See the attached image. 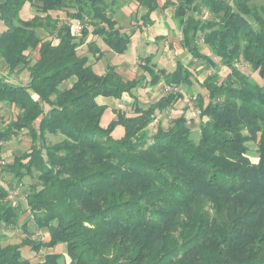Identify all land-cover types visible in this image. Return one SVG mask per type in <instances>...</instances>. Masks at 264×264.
I'll return each mask as SVG.
<instances>
[{"label": "trees", "instance_id": "trees-1", "mask_svg": "<svg viewBox=\"0 0 264 264\" xmlns=\"http://www.w3.org/2000/svg\"><path fill=\"white\" fill-rule=\"evenodd\" d=\"M123 1L146 8L147 23L158 8L174 7L182 47L216 73L201 81L183 62L170 72L149 55L140 78L127 80L110 65L98 74L80 48L102 57L99 38L125 54L132 36L115 18ZM159 1L0 0V59L11 73L29 74L17 84L0 73V109L7 105L15 115L0 129V142L26 133L33 143L2 169L0 264H264V0ZM28 5L41 14L21 19ZM63 11L65 21L53 19ZM75 20L83 25L77 37ZM89 34L94 39L85 43ZM222 68L228 73L220 79ZM160 83L170 90L166 96L148 107L135 99L132 114L116 111L101 125L108 107L98 97L121 99ZM195 83L203 93H194ZM179 88L197 102L198 141L184 115L149 132L159 112L182 100L172 91ZM119 126L124 134L116 138ZM55 136L63 138L50 143ZM26 178L32 180L26 206H13L9 195ZM25 214L48 240L31 232L29 221L20 226ZM9 228L23 231L19 243L2 244ZM59 245L66 254L50 253L42 262L25 254Z\"/></svg>", "mask_w": 264, "mask_h": 264}, {"label": "crops", "instance_id": "crops-1", "mask_svg": "<svg viewBox=\"0 0 264 264\" xmlns=\"http://www.w3.org/2000/svg\"><path fill=\"white\" fill-rule=\"evenodd\" d=\"M159 2H160L161 6L164 4V0H161ZM37 4H39V3H37ZM129 4H132V3H129ZM126 8L125 9L122 8L120 13H118L119 14L118 20L121 18V13L124 12L123 17H127V18H125V25L128 26V28L126 29V31L125 30H122V31L126 32L128 35L132 36V41L129 44L128 50L125 52V54L118 55L116 53H113V51H111L109 49V47L101 41V39L97 38L96 40L98 41V44L100 45V47L102 49V57L103 58L102 57L98 58L96 55H93L92 53L88 54V55H86L89 58L88 65L92 66L94 68V70L100 75L105 73L107 66H109V65L115 66L116 71L127 80H132V79L136 78V77H134V73L132 71H133V69L136 68V65L138 63L137 60L146 58L149 55L154 56V62L158 65L161 64V61L157 60L158 55H160L161 58H165V59H169V60L173 59L174 63H176V64H177V62L181 61L185 64L186 67L191 69L190 64L193 61V60L191 61L192 56L190 54H188L187 51L182 47V44H181V41L183 40L182 29H181V27H179V29L176 30V28L173 26V19H172L173 9L171 7L170 8H158L157 10H155L149 17V23L143 22V20H142V17L147 13L146 8H142V7L139 8L136 6V7H133L135 9L132 11L131 10L127 11ZM25 9L28 12H30V14H32L30 17H32L34 15H40L41 14V12L39 11L37 6H29L28 5L25 7ZM120 26H123V25H120ZM38 33L41 37H44V38L45 37L48 38L50 35L49 32L46 31L45 29H39ZM91 39H94V37L92 36V34H89L85 38L84 41H85V43H88ZM176 39H178V41H179V46H180L181 52L182 51L186 52V54H185L186 57L184 56L182 58L181 57L178 58L175 55L178 53V50H179L176 46L174 49V41ZM58 43H59L58 40H55L54 44H58ZM154 47H156L157 51L159 50V52L155 51L156 53H153V52L148 53V50H150L151 48L154 49ZM131 48H133V50L134 49L136 50V53L133 55H129L132 52ZM128 51H129V53H128ZM108 53H110V55L114 56V58L116 60L118 58L121 59L120 60L121 63L118 64L114 61L110 62V61H107V59L105 60V57H108ZM32 55H34V54H32ZM186 58H190V60L188 61V60H186ZM92 59H95L96 61L92 60ZM97 60H99V62H97ZM97 66L101 69L100 72L97 70ZM161 68H165V66H163ZM25 72H27V71L25 70ZM0 73L5 75L8 80H10L14 83H17V84H26L28 81V78H29L28 72H27V74H28L27 80L22 81V82H21V79H18V77H17V79L20 82L17 79L16 80L13 79L10 75H7V73L10 74V71L8 68H6V64L4 63V61L2 59H0ZM21 76L22 75H20V78H21ZM76 81H77V78L73 77V78L65 81L62 84V88L63 89H69L73 86V84ZM163 86H165V84L160 83L156 86H152L151 88H150V86L143 87V88L146 89L145 91H149L150 89L158 91L161 89V87L163 88ZM137 89H138V94L136 93ZM139 89L140 88H136V89L132 90L131 93H125L121 99H115L112 97L107 98V97H103V96H100L97 98V102L99 105H104V106L108 107L105 115L103 116V118L101 120V125L104 128H106L108 126V124L110 123V121H112L116 117V114H115L116 111L127 112L129 114L133 113V107H134L135 102H136L135 99H138L137 96H140V94H142L139 92ZM161 96L164 97L165 94L162 93ZM140 106L141 107H148V104L144 105V104L140 103ZM3 109L6 111L10 110L7 105H5ZM109 112H110V117H112L113 119H111V118L109 119V116L107 115ZM113 134L116 138L121 137L124 134L123 127H121V126L117 127ZM21 154H17V155H21ZM27 215L28 214H25V217L27 218V221H29L28 226H29L30 231L37 233V234L42 233L45 236L42 239L48 240L49 239L48 233L47 232H40L39 229L37 228L36 224L34 223V221L29 220ZM21 221H20V223H21ZM12 231H14L13 228L6 229L5 234L10 233ZM7 235H9V234H7ZM62 246L63 245H59L56 248L45 249L43 251H45V255L50 254V253H54V252L58 253L57 251ZM43 260H44V258L41 260V262Z\"/></svg>", "mask_w": 264, "mask_h": 264}, {"label": "rangeland", "instance_id": "rangeland-1", "mask_svg": "<svg viewBox=\"0 0 264 264\" xmlns=\"http://www.w3.org/2000/svg\"><path fill=\"white\" fill-rule=\"evenodd\" d=\"M30 6V5H29ZM137 5L135 3H132V4H129V3H126V2H122V4L120 5V8L118 7V10H117V13L115 15V17L118 19L119 17V14L121 9H125L126 7V10L129 11V10H134L135 8L133 7H136ZM26 7V6H25ZM23 9V11H21V14H20V17L21 19L23 20H27V19H31L32 17H30L32 14H30V12H28L26 9ZM138 7V6H137ZM173 9V14H172V19H173V26L177 29H179V25L177 23V21L174 19L173 15H174V7H171ZM74 11H71V13H73ZM66 12H57V13H52V17L54 20L58 19L60 21H65V19L67 18L66 17ZM124 15V12L121 13V18L118 20V25L119 27L121 28V30H125L128 28V26L125 25V18L127 17H123ZM203 19H208L211 15L205 11V13L203 15H201ZM72 21V20H71ZM120 25H123V26H120ZM179 31V30H178ZM77 37V36H76ZM43 39H46L47 37H42ZM48 38H51V36L49 35ZM55 42V40H54ZM175 46L179 49L178 50V53L175 54L178 58H182L185 56L186 52L185 51H182L181 52V49H180V46H179V41L178 39H176L174 41V49H175ZM81 50V54L83 55H88V54H91L88 50H87V47L86 45H84L82 48H80ZM201 50L206 53V54H210V50L207 46H201ZM131 54L129 55H133L136 53V50L133 48H131ZM155 51H157L156 47H154V49H150L148 50V53H156ZM159 52V50L157 51ZM115 53V52H113ZM129 53V51H128ZM161 53V52H160ZM34 54V55H32ZM32 56V57H31ZM38 57V52L35 51V52H32L31 55H30V58L31 59H36ZM186 57V56H185ZM103 58V57H102ZM107 59V61H114L118 64H120V60L121 59H115L114 56L110 55V53H108V57H105V60ZM92 60H95V59H92ZM104 60V61H105ZM157 60H160L161 61V64L159 65L160 68L165 66V68L168 70V71H173L176 66V63H174L173 59L169 60V59H165V58H161L160 55H158V58ZM186 60H190V58H186ZM193 60V61H192ZM96 61V60H95ZM138 63L136 65V68L133 69V73H134V77L136 78H140L141 75L143 74V70L142 68L140 67V65L142 64V59H138L137 60ZM191 61L192 63L190 64L191 66V69H195L196 71L199 72V78L201 81H204L205 78L209 75V74H213V73H216V70L215 69H204V67H202V65L199 64V62L195 61V59L191 58ZM97 62H99V60H97ZM105 63V62H104ZM240 68L245 71L247 74H249L253 79H255L256 81L260 82L261 80L259 79L257 73H254L251 71V69L249 67H247L245 64H242L240 66ZM97 70L100 72L101 69L97 66ZM25 72V71H24ZM22 72V73H7V75H10L13 79H21V82L22 81H26L27 80V72ZM228 73V70L227 69H223L220 70V72L218 73L220 79H223L225 78V76L227 75ZM20 75L21 78H20ZM17 79V80H18ZM19 81V80H18ZM20 82V81H19ZM151 88V87H150ZM164 88V89H163ZM163 88L161 87L160 90L158 91H155L153 89H150L149 91H145L146 89L145 88H140L139 89V92L142 93L140 94V96H137L138 99L140 100V103L142 104H148V105H151L152 103H155L157 102L158 100L161 99V94L164 93L165 96L169 93V89L166 88V86H163ZM172 91H175L177 94H183L184 97H182V100H180L179 102H177L176 104H174L173 106H171L169 109L165 110L164 112H159L156 116V119L154 121L153 124H151L150 128H149V132L151 134H155L157 132V128L159 125H162L165 129H168L169 126L171 125L172 121L182 115H184L187 119V125L193 130V138L194 140L198 141L199 137H200V117H199V110L197 108V102L195 100V97L189 93H185V89L184 88H179V89H174ZM203 93V89L198 85V83H195L194 85V93ZM136 93L138 94V89L136 90ZM109 116V119H113L112 117H110V112L107 114ZM106 115V116H107ZM13 119H15V115L12 113H10V110L9 111H6L4 109H0V129L4 126L5 123H9V121H12ZM63 137H51L49 139V142L50 143H55V142H58L62 139ZM32 140L30 138V136L26 133L24 134H20L18 137H16L14 140H12L11 142L9 143H5L3 144V146L1 147V153H2V156L3 158L5 159L6 163H9L12 161V158L14 155H17V154H21L27 150L30 149V147L32 146ZM250 146L252 147L253 151H255L256 149V146L253 145V144H250ZM251 160L254 162V163H257L258 162V158L255 157V156H251ZM32 183V180L30 178H26L24 180V184L22 187H17L14 189V191L16 192V196L18 198V203L20 202L22 205L26 206V203H25V195H26V191L28 189V186ZM23 220L21 221L20 223V226L22 224H24V222L27 221V218L24 217L22 218ZM19 226V227H20ZM9 235H7L6 239L3 240L2 244L3 245H6L8 243H19L21 241V239L24 237V233L21 229H14V231L10 232V233H7ZM38 237L40 238H44L45 236L40 233L38 234ZM58 253H62V254H66V246L63 245L58 251ZM25 254L31 258V260L33 262H38V261H41L44 256H45V251L41 252L40 254L38 255H34L33 253L30 252V250L28 248H25Z\"/></svg>", "mask_w": 264, "mask_h": 264}, {"label": "built area", "instance_id": "built-area-1", "mask_svg": "<svg viewBox=\"0 0 264 264\" xmlns=\"http://www.w3.org/2000/svg\"><path fill=\"white\" fill-rule=\"evenodd\" d=\"M83 30V25L79 20H75L72 22V26H71V33L74 36H81ZM3 142H0V177H1V173H2V169L6 163L5 159L2 156L1 153V147L3 146ZM0 184H2V181L0 180ZM9 199L12 202L13 206L18 204V198L16 196V192L12 191L9 195Z\"/></svg>", "mask_w": 264, "mask_h": 264}]
</instances>
